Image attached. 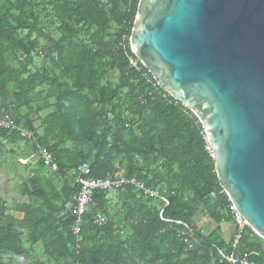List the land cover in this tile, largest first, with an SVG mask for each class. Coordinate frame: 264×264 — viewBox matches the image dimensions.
Segmentation results:
<instances>
[{"label": "trees", "instance_id": "1", "mask_svg": "<svg viewBox=\"0 0 264 264\" xmlns=\"http://www.w3.org/2000/svg\"><path fill=\"white\" fill-rule=\"evenodd\" d=\"M138 2L0 0L1 106L36 141L2 129L0 138L28 141L34 152L38 144L56 166L36 154L37 172L20 183L25 200L0 197V264H229L216 248L230 250L219 225L233 221L232 204L202 125L130 48ZM83 163L94 178L135 177L167 205L133 186L95 191L76 234L72 172ZM239 232L234 252L264 263L255 232Z\"/></svg>", "mask_w": 264, "mask_h": 264}, {"label": "water", "instance_id": "2", "mask_svg": "<svg viewBox=\"0 0 264 264\" xmlns=\"http://www.w3.org/2000/svg\"><path fill=\"white\" fill-rule=\"evenodd\" d=\"M129 41L198 118L221 187L264 252V0H139Z\"/></svg>", "mask_w": 264, "mask_h": 264}, {"label": "built area", "instance_id": "3", "mask_svg": "<svg viewBox=\"0 0 264 264\" xmlns=\"http://www.w3.org/2000/svg\"><path fill=\"white\" fill-rule=\"evenodd\" d=\"M132 66H136V61H131ZM0 129L7 131H17L21 137L28 140L36 141L34 133L27 129L26 127L18 126L8 113H4V109L0 102ZM37 150L35 153L42 160V162L55 169V164L52 155L42 147L36 144ZM73 179L76 184L79 185V190L73 196L72 202V212L75 216V223L73 227V232L78 233L82 223V218L86 213L87 207L92 203V196L95 191L100 190H122L126 186H133L137 191H139L143 196H149L155 199L162 200L167 205V200L161 195V193L154 187L147 186L145 183L138 181L135 177H120L118 179H111L110 177L101 179L89 176V165L83 163L79 165L73 172ZM231 210L233 211V222L236 224L238 231H236L232 239L227 242V247L229 251L224 248H216L219 262H226L229 264H264L259 263L248 258L247 254H237L234 250L237 248L240 240L239 230L246 225L244 219L236 212L233 205H231ZM106 219L104 215L97 214L93 223L95 225L101 226L105 223ZM182 224V221H176ZM186 229L189 230V226L183 224ZM186 242V240H185ZM188 248H191L193 243L187 241Z\"/></svg>", "mask_w": 264, "mask_h": 264}, {"label": "crops", "instance_id": "4", "mask_svg": "<svg viewBox=\"0 0 264 264\" xmlns=\"http://www.w3.org/2000/svg\"><path fill=\"white\" fill-rule=\"evenodd\" d=\"M12 111H13V113L16 112L15 110H12ZM19 112L24 114L26 111L22 109ZM41 112H43V111H41ZM41 112H40V115H41ZM34 123L38 124V126H39V121L38 120H36ZM6 145H7V148H6ZM25 145H26L25 146L26 150L23 151L21 149V147L17 146L16 142L9 141L8 138H4V139L0 138V197L3 198L6 201V203H10V201L12 203V202H20V201H24L25 200V198H23L21 196L20 183L26 177H29L30 175H32L35 172H37V169H38V166L36 167V164H35L37 162V160H38V158L36 156V153L32 150V148L29 146V144L27 142H26ZM3 148H6V150H7L6 152H8L10 150V153H13L14 152L13 148H16V150L22 152L21 154L26 156L27 159H28V157H30V153H31L32 159H34V160H31V159L26 160L23 156H20V159H19L18 163L20 165L24 166V169H23V173L24 174H22V175L19 174L18 175V177L16 179L17 181H15V184L13 185L12 188L9 187V184H8L9 183L8 182L9 178H7V176L4 175L3 167L5 165L12 166L13 161H12V163L9 162L7 164L8 161L5 158V153L3 152ZM29 149H30L31 152L28 153L27 151ZM34 155H35V157H34ZM14 165H15V163H14ZM29 171H31L30 175L27 174V172H29ZM13 193L17 196V198L12 196V195H14ZM13 197H14V200L12 199ZM214 226L215 225L213 224L212 227H214ZM219 229H220L221 238L224 241L229 242L232 239L234 233L236 232V224L233 221H231V222H222L219 225Z\"/></svg>", "mask_w": 264, "mask_h": 264}, {"label": "rangeland", "instance_id": "5", "mask_svg": "<svg viewBox=\"0 0 264 264\" xmlns=\"http://www.w3.org/2000/svg\"><path fill=\"white\" fill-rule=\"evenodd\" d=\"M36 61L38 62V65L40 64L39 62H41V59L40 58H36ZM25 110V108H20L19 109V111H21V110ZM26 111V110H25ZM12 112V111H11ZM10 114V113H9ZM44 114V111L43 112H41V115H43ZM11 115V114H10ZM34 126L35 127H37L36 129H37V131L39 132V133H41V128L38 126V124H35L34 123ZM26 142L29 144V146L31 147V145H30V143L28 142V141H25V140H18L16 143H17V146H19V147H21V149L23 150V151H25L26 149H25V144H26ZM6 148H7V145H6ZM6 148H3V152L5 153V158H6V160L8 161L7 162V164L10 162V163H12V161H13V163H12V166H10V165H5L4 167H3V170H4V175L5 176H7V178H9V180H8V184H9V187L10 188H12L13 187V185L15 184V181H17L16 179H17V177H18V175L20 174V175H22V174H24L23 173V169H24V166L23 165H20L19 163H18V161H19V159H20V156H23L26 160H29V159H31V160H34V159H32V155H31V153H30V157H28V159L26 158V156H24V155H22L21 153L22 152H20V151H18V150H16V148H13L14 150V152L13 153H10V148L8 149L9 151L8 152H6L7 150H6ZM28 153L29 152H31L30 151V149L27 151ZM35 154V153H34ZM34 157H35V155H34ZM37 160V159H36ZM14 163H15V165H14ZM34 163V162H33ZM48 168H46V171H45V173H48ZM50 171V170H49ZM30 173H31V171H29V172H27V174H29L30 175ZM14 194V193H13ZM115 192L114 191H109V197H111L112 198V205H114L113 206V208H112V210H115V209H117V208H119V200L117 199V197H115ZM12 196H14V197H16L17 198V196L14 194V195H12ZM14 197L12 198L13 200H14ZM10 199V198H9ZM10 203H11V201H10ZM13 203H15V202H12L10 205L12 206L13 205ZM8 204V203H7ZM112 213H113V211H112ZM196 218H198V217H195V219ZM194 219V220H195ZM203 219H205L206 220V218H202L201 220H203ZM212 225H213V223H208L205 227L207 228L206 230H209L210 228H212ZM204 227V226H203ZM48 264H54V262H49Z\"/></svg>", "mask_w": 264, "mask_h": 264}]
</instances>
